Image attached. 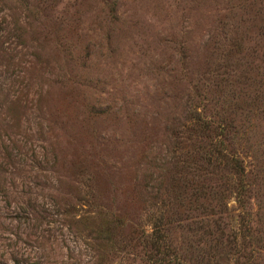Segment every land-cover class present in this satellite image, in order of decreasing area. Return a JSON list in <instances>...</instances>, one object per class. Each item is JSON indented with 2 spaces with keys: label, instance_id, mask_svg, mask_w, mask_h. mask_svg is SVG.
<instances>
[{
  "label": "rangeland",
  "instance_id": "rangeland-1",
  "mask_svg": "<svg viewBox=\"0 0 264 264\" xmlns=\"http://www.w3.org/2000/svg\"><path fill=\"white\" fill-rule=\"evenodd\" d=\"M0 264H264V0H0Z\"/></svg>",
  "mask_w": 264,
  "mask_h": 264
}]
</instances>
